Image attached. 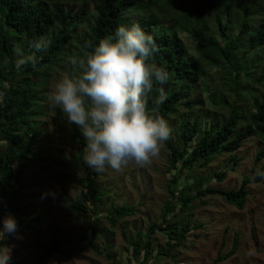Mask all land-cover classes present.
I'll return each instance as SVG.
<instances>
[{"label":"trees","instance_id":"16d2710c","mask_svg":"<svg viewBox=\"0 0 264 264\" xmlns=\"http://www.w3.org/2000/svg\"><path fill=\"white\" fill-rule=\"evenodd\" d=\"M88 1L0 0V92L5 93L0 102V145L5 148L0 154V228L8 214L16 218L19 232H33L41 222L40 216L22 220L27 214L17 206L20 190L16 185L20 163L37 158L34 144L38 134L33 120L44 115L46 99L36 90L40 82L72 49L76 50V58H85L102 38L114 35L118 26L138 24L159 47L150 62L170 74L165 84H155L148 94L149 110L155 108L158 89L163 87L167 99L156 114L168 117L178 107L189 113L173 140L164 142L169 169L175 172L167 184L171 198L164 206L162 221L149 226L143 245L139 233L129 243L128 264H149L153 234L162 232L167 238L165 251L157 250L158 256H168L174 245L179 246L189 238V224L177 234L170 229L169 217L174 220L188 217L195 201L206 205L207 202L199 200L207 196H219L242 210L249 195L248 186L264 180V163H261L264 159V0H98L92 8L87 7ZM180 32L191 38L192 50L179 36ZM41 37L50 44L45 51H36L31 44ZM17 47L25 54L40 57L35 67L26 65L16 71ZM196 109H212L215 113H225L226 117L208 126ZM254 135L259 136L263 146L237 189L208 186L211 180L218 183L224 180L226 173L222 171L214 172L207 181L198 179L179 188L180 177L185 175L188 180L187 174L206 167L218 154L234 153ZM71 141L77 147L73 159L81 178L76 198L68 207L74 212L75 221L90 220L82 236L84 245L105 256L93 244L95 224L105 218L115 226L120 219L130 216L134 208L126 205L116 208L102 199L104 191H98L95 184L97 172L84 163L85 141L77 127L72 131ZM9 238L3 243L8 244ZM60 244L53 240L35 264H43L58 251ZM236 248L235 242L214 264L229 259ZM107 257L116 262L115 258Z\"/></svg>","mask_w":264,"mask_h":264},{"label":"rangeland","instance_id":"374dc122","mask_svg":"<svg viewBox=\"0 0 264 264\" xmlns=\"http://www.w3.org/2000/svg\"><path fill=\"white\" fill-rule=\"evenodd\" d=\"M97 2L98 0H90L86 5L92 8ZM160 16L163 17L164 14ZM179 36L192 50L191 38L184 32H180ZM75 53L76 50L72 49L68 52V57H61L57 67L36 89L46 96L44 115L33 120L34 131L38 134L34 144L37 158L20 163L21 172L16 185L20 190L17 206L27 214L22 220L40 216L41 222L33 232L18 231L19 238L10 236L7 245L12 249L11 264H35L53 240L60 241L61 244L58 251L46 258L43 264H128L127 259L131 253L129 243L139 233L140 244H144L147 229L162 221L164 206L171 198L167 184L175 171L169 169L168 153L164 146L159 157L154 158L149 166L140 167L133 163L119 172L110 168L103 173L97 172L95 184L98 191H104L102 199L116 208L122 205L132 206L134 211L130 216L120 219L115 226H111L105 218L95 224L93 244L105 256L96 254L84 245L82 236L87 232L90 220L75 221V214L68 207L69 202L76 198L81 178V172L73 159L77 147L71 141V134L76 126L67 124L60 109L51 105L47 98L59 79L65 75H79V68L70 63L72 58H76ZM196 111L208 126L226 117L225 113H215L212 109ZM188 114L183 107H178L172 115L162 117L172 129L169 139L173 140L178 134ZM262 146V140L254 135L234 153L218 154L206 167L187 174L188 180H185V175L180 177L178 186L181 188L190 185L198 179L207 181L214 172L222 171L226 173L224 180L219 183L211 180L208 186L222 190L237 189L250 172L255 155ZM4 151V145H0V154ZM261 163H264V159ZM15 167L18 168L16 165ZM247 189L249 195L242 210L219 196H207L199 200L207 202L206 205L195 201L187 213L188 217L180 216L179 220L169 217L170 229L177 234L185 224H189V238L179 246L174 245L168 256H158L157 250L160 253L165 251L167 238L162 232L153 234L152 253L148 263L214 264V260L228 253L236 242L235 254L215 264H264V180L249 185ZM176 195L175 193L174 197ZM142 254L141 251L139 258H142ZM107 256L115 258L116 262L112 263Z\"/></svg>","mask_w":264,"mask_h":264},{"label":"clouds","instance_id":"9594fccd","mask_svg":"<svg viewBox=\"0 0 264 264\" xmlns=\"http://www.w3.org/2000/svg\"><path fill=\"white\" fill-rule=\"evenodd\" d=\"M50 44L41 37L32 42L36 51ZM159 47L154 38L138 24L118 26L114 35L102 38L85 58H72L78 76L65 75L48 94L51 105L60 109L66 123L75 125L85 141L84 163L98 173L108 168L122 171L130 164L151 165L158 158L172 129L156 114L167 99L163 87L148 108V94L155 84L163 85L170 74L150 60ZM14 66H36L40 57L15 49ZM4 92H0V102ZM9 236L18 237V224L12 215L2 219L0 228V264H11V247L3 243Z\"/></svg>","mask_w":264,"mask_h":264}]
</instances>
